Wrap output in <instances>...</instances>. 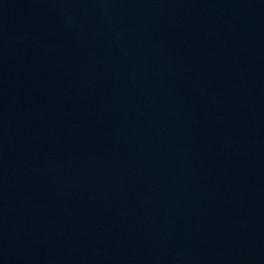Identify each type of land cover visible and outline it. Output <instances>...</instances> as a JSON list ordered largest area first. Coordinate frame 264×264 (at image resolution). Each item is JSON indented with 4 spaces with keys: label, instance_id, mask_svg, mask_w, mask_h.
<instances>
[{
    "label": "water",
    "instance_id": "water-1",
    "mask_svg": "<svg viewBox=\"0 0 264 264\" xmlns=\"http://www.w3.org/2000/svg\"><path fill=\"white\" fill-rule=\"evenodd\" d=\"M0 264H264V0H0Z\"/></svg>",
    "mask_w": 264,
    "mask_h": 264
}]
</instances>
